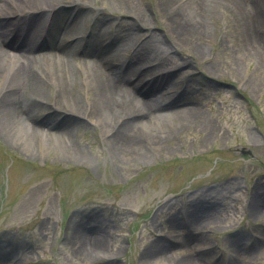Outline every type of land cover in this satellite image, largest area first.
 Listing matches in <instances>:
<instances>
[{
  "label": "rangeland",
  "instance_id": "rangeland-1",
  "mask_svg": "<svg viewBox=\"0 0 264 264\" xmlns=\"http://www.w3.org/2000/svg\"><path fill=\"white\" fill-rule=\"evenodd\" d=\"M251 1L263 8L258 30L263 35L264 0ZM100 2L95 0L91 11L106 17L112 30L124 31L120 25L129 23L137 43L154 37L164 61L159 79L165 82L175 72L176 84L166 91L187 90L205 123L177 131V119L157 117L144 131L165 135L160 147L150 146L145 160H132L127 153L113 160L100 127L75 116L82 125L71 139L87 158L76 161L63 151L62 137H41L24 125L0 121V248L12 246L0 264H161L159 254L150 260L144 256L174 242L172 226L187 247L172 244L164 257H180L189 249L201 256L200 264H210L208 254L215 264H230L237 243L242 262L264 264V252H247L260 243L264 228V221L249 215L252 191L264 181V56L251 50L247 22L230 9L213 13L200 40L203 53H197L192 43L173 46L165 18L179 7L164 5L160 12L158 0H128L131 12L110 11ZM1 89L0 81V99ZM147 90L140 87L136 95H150ZM51 91L35 124L68 116L53 110ZM200 195L205 200L195 210L201 216L190 236L187 207ZM90 214L106 239L105 250L92 255L80 250L89 234L74 232Z\"/></svg>",
  "mask_w": 264,
  "mask_h": 264
},
{
  "label": "bare ground",
  "instance_id": "bare-ground-1",
  "mask_svg": "<svg viewBox=\"0 0 264 264\" xmlns=\"http://www.w3.org/2000/svg\"><path fill=\"white\" fill-rule=\"evenodd\" d=\"M127 1L101 0L100 5L110 11L116 8L124 11L126 8L127 12H131ZM64 2L0 0V121L4 119L24 125V130L41 137H62L63 151L76 161H87L80 146L71 139L82 125L74 119L76 117H85L88 123L100 127L113 160L124 153L131 155L132 160H145L150 146L160 147L167 137L157 131H144L145 127L152 126L157 117L177 119V131L187 124L205 123L202 111L191 105L187 90L166 91L176 84L175 72L169 73L172 77H166L165 82L159 79L158 71L164 66V61L157 54L159 50L153 36L139 44L136 36L131 37L133 29H130L129 23L120 25L125 28L124 31L112 30L106 17L92 13L95 0H70L69 6H64ZM75 2H81V5L77 6ZM189 2L195 3L189 7ZM177 3V0H158L156 5L160 12L164 5L165 8L179 7L165 18L168 30L172 32L174 47L192 43L197 53H203L200 40L209 32L210 17L221 9H230L244 23L247 22L246 39L251 50L255 53L261 51L264 56V34L258 33L263 8L257 1L187 0L183 5ZM136 20L143 19L138 16ZM113 31L115 35H112ZM144 61L147 63L144 64ZM143 86L148 87L149 97L136 95V90ZM50 91L54 96L53 110H62L68 116L50 122L45 117L35 124L44 112L43 98ZM203 199L205 195L195 197L187 207L189 221L186 228L190 236L193 222L201 216L196 215L195 210ZM250 200L249 215L255 221H264V181L254 187ZM95 218L90 214L84 225L79 223L74 226L75 233L89 234L80 247L82 253L87 252L88 255L102 253L106 246L103 231L94 227ZM170 222L175 224L173 218ZM87 225H92L89 230ZM171 229L170 238L174 242L161 243L144 259L150 260L153 254H159L160 258L156 260L161 264H200L201 256H194L189 249L180 257H164V250L172 244L187 247L188 241L176 238L175 227ZM260 235L259 244L248 246V256L264 252V228ZM236 246L237 243L231 250L230 264H245L239 259L240 251ZM10 249V245L7 249L0 248V257ZM204 256L210 264H215L209 254Z\"/></svg>",
  "mask_w": 264,
  "mask_h": 264
}]
</instances>
